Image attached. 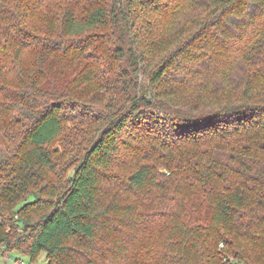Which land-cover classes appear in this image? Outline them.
I'll return each mask as SVG.
<instances>
[{"label":"trees","instance_id":"trees-1","mask_svg":"<svg viewBox=\"0 0 264 264\" xmlns=\"http://www.w3.org/2000/svg\"><path fill=\"white\" fill-rule=\"evenodd\" d=\"M83 1L0 0V248L264 264V0Z\"/></svg>","mask_w":264,"mask_h":264},{"label":"rangeland","instance_id":"rangeland-1","mask_svg":"<svg viewBox=\"0 0 264 264\" xmlns=\"http://www.w3.org/2000/svg\"><path fill=\"white\" fill-rule=\"evenodd\" d=\"M91 4L92 3H90V0L83 1L82 2V6H83L82 10L86 11ZM64 8H65L64 2L58 1V2H56L55 5H51L49 9H50V11L53 10V14H54L53 18L57 19V18H59V14L61 13L62 9H64ZM46 11L48 13V8H46ZM79 11H80V9H79ZM43 15H44V13H43ZM37 18H38V20L39 19L42 20L43 16L42 17L38 16ZM39 27H40V25H39ZM36 28H38V27H36ZM96 32L100 33L102 31H96ZM94 33L95 32H92V34H94ZM96 44L103 47V49H102L103 52H104V50H106L105 47H107V43L105 42V40H99ZM102 51H99L97 49L98 53H101ZM36 57H37V54L34 51L32 52V49L29 51H26L24 54V60L25 61L27 60V61L31 62ZM9 62H10L9 63L10 68H12V70H13V62L10 59H9ZM62 68L60 66V70H71V69L76 68V67L74 65H72L71 63H69L68 61L64 60V62H62ZM12 70H11V72H12ZM14 74H15V72L12 75H14ZM68 75L71 76V74L69 72H68ZM95 93H97V87L91 88L89 95L93 96ZM81 130L83 132H86L85 127H82ZM79 132H81V131H79ZM75 139L78 140L76 133H69L65 137L59 138L56 141H54L50 145V148L59 152V151H61L62 147L66 148L67 145L70 142L75 141ZM69 148H70V145H69L68 149ZM63 154H64L63 157L66 158L67 155H65V153H63ZM4 251H5V249L0 248V264H31V259L28 256L21 254L20 252L13 251V252H9L7 255V252H4ZM47 263H48V261L46 258V254L42 253L39 257L37 264H47Z\"/></svg>","mask_w":264,"mask_h":264}]
</instances>
